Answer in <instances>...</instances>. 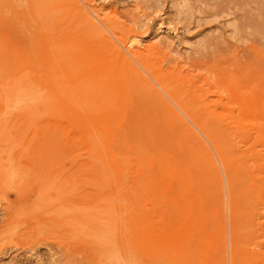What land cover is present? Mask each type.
<instances>
[{
  "label": "rangeland",
  "instance_id": "1",
  "mask_svg": "<svg viewBox=\"0 0 264 264\" xmlns=\"http://www.w3.org/2000/svg\"><path fill=\"white\" fill-rule=\"evenodd\" d=\"M77 1L134 34V47L185 91L217 103L211 110L230 124L226 138L240 159V206L232 223L226 206L224 242L205 183L200 191L168 195L177 183L137 156L147 142L130 144L126 123L111 126V145L85 113L74 116L78 122L58 127L62 150L47 155L34 141L38 130L11 107V94L22 98L17 107L41 116L49 107L69 114L75 98L94 90L87 81L96 70L94 40L62 0H0V264H219L223 248L230 264L232 237L243 264H264V0ZM115 103L110 110L121 114ZM98 111L90 112L102 116ZM89 136L105 159L120 162L89 159ZM160 150L171 155L174 148ZM163 177L171 181L165 189L154 179ZM223 190L228 204L226 179ZM199 194L204 203H196ZM192 205L195 213L187 215Z\"/></svg>",
  "mask_w": 264,
  "mask_h": 264
},
{
  "label": "bare ground",
  "instance_id": "2",
  "mask_svg": "<svg viewBox=\"0 0 264 264\" xmlns=\"http://www.w3.org/2000/svg\"><path fill=\"white\" fill-rule=\"evenodd\" d=\"M62 1L69 3L77 11L78 15L82 17L94 40L95 55H92V58L95 59L94 63L96 61V70L92 74L93 76L87 73L90 76L87 77V81L88 79L90 81L93 80L91 83H93L94 90L93 92L81 93L75 98L71 102L69 114H66L64 109L60 107H49L46 111H41L42 116L37 109L27 110L17 107L22 102V98L15 92L10 97L11 107L16 105L15 111L19 113L20 119L25 122L24 126L29 127V130H38L34 133V141L39 139L49 156L55 155V150H59V152L62 150L63 142L60 141L58 127L60 125H62L61 127L65 125L72 126L73 123L78 122L74 116L81 117L82 113H85L89 123L96 130L98 128L100 132L107 135L108 142L111 145L113 141L108 137V131L111 126L118 123L130 125L129 131L126 133L128 142L130 144H135L137 140L147 142L142 145L140 155L137 156H140L141 160L147 163L150 169L159 168L163 172L168 173L169 178L177 183V186L173 185L167 189L168 195L171 192H176V190H181L182 192L183 190L188 192L200 191L205 183L208 191L217 201L215 212L221 221L222 240L225 242L226 209L228 207V215L232 223V219L235 218L240 206V159L231 147L229 138H226L230 136L228 135L230 124L226 123L215 111L211 110L212 106L217 107V103L213 100H200L197 95L185 91L184 84L180 81L167 76L163 71L159 70L146 57V51L134 47V44L139 41L131 32L120 27L112 20L102 19L101 16L93 11L88 10L89 12H87L77 0ZM50 7L56 9L54 4ZM50 7L49 9H51ZM50 11H53V9ZM46 12L48 14V11ZM130 47L133 50L129 51L128 48ZM81 78L86 79L84 77ZM74 84L75 82L72 85ZM112 101L114 103L117 101V104L115 103L117 111L119 109L123 110L121 114L118 112L112 113V107L110 110ZM96 109L103 111L102 116L90 112H94ZM113 111L116 110L113 108ZM145 125L151 127L149 133H143L142 126ZM39 129L43 131L41 139L39 136L42 134ZM233 133L239 135L236 131H233ZM95 137L97 138L96 135ZM90 139L92 144L89 148V159L94 160L96 164L98 162L101 164L106 159L120 162V158L115 156H107L105 159L102 153L100 154L99 146L93 140L94 138L91 137ZM53 144H57L59 149H55V146L53 148ZM165 144L173 146L174 151L171 155L161 152L160 148ZM111 145L106 150L110 149ZM157 150H159L158 154L155 153ZM214 153L216 157L213 156ZM165 161H168L167 167H165ZM219 164L225 176L229 192L228 204H226L223 190L225 179L222 181L223 176ZM157 168L154 172L158 173ZM154 179L164 189L169 181L165 177L161 178V180ZM195 201L196 203H204L205 197H201L199 194V198ZM77 212L79 216L84 215L82 211ZM194 213L195 205H192L187 215ZM71 219L76 225L81 224L79 219H74V217ZM64 220L66 219L64 218ZM126 224L127 220L122 218L120 227H125ZM121 241L125 244L126 235L123 234L121 236ZM114 252L113 250L112 253L114 254ZM229 252L231 256L230 264L244 263L243 248L237 237L231 238ZM220 254L219 264H227L225 248L220 250Z\"/></svg>",
  "mask_w": 264,
  "mask_h": 264
}]
</instances>
